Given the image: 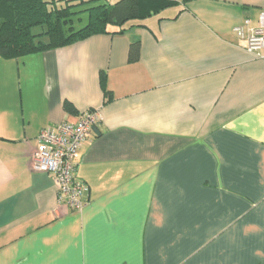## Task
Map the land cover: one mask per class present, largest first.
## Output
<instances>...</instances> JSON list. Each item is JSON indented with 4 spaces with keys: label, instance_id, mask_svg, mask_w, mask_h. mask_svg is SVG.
<instances>
[{
    "label": "crops",
    "instance_id": "crops-1",
    "mask_svg": "<svg viewBox=\"0 0 264 264\" xmlns=\"http://www.w3.org/2000/svg\"><path fill=\"white\" fill-rule=\"evenodd\" d=\"M176 1L124 33L0 55V264H264V58L235 32L264 0ZM92 108L87 203L59 207L38 136Z\"/></svg>",
    "mask_w": 264,
    "mask_h": 264
},
{
    "label": "trees",
    "instance_id": "trees-1",
    "mask_svg": "<svg viewBox=\"0 0 264 264\" xmlns=\"http://www.w3.org/2000/svg\"><path fill=\"white\" fill-rule=\"evenodd\" d=\"M97 0H0V55L19 59L47 49L62 47L84 40L95 34L124 33L134 21L144 19L169 6L176 0H117L114 3L98 2L83 9V3ZM100 1V0H98ZM189 0H182L183 3ZM88 12V22L79 29L73 25V16ZM110 25H115L111 28ZM139 25V24H138ZM41 27L35 32L34 28ZM140 40L131 43L129 60L140 59ZM106 102L111 100L107 88V74L100 76ZM68 112H75V105L64 101Z\"/></svg>",
    "mask_w": 264,
    "mask_h": 264
},
{
    "label": "built area",
    "instance_id": "built-area-1",
    "mask_svg": "<svg viewBox=\"0 0 264 264\" xmlns=\"http://www.w3.org/2000/svg\"><path fill=\"white\" fill-rule=\"evenodd\" d=\"M235 32L247 42L248 50L264 58V13L260 16L258 27L246 31L245 26H239ZM100 120L97 109H87L76 122L62 121L42 129L38 136L32 169L53 175L59 207L81 210L87 203L89 185L76 177V156Z\"/></svg>",
    "mask_w": 264,
    "mask_h": 264
},
{
    "label": "rangeland",
    "instance_id": "rangeland-1",
    "mask_svg": "<svg viewBox=\"0 0 264 264\" xmlns=\"http://www.w3.org/2000/svg\"><path fill=\"white\" fill-rule=\"evenodd\" d=\"M106 2H110V3H114L116 2L117 0H104ZM100 3V2H103V1H91L89 3H83L81 5H79L78 7H76L75 9H83L85 7H88V6H91V5H94L96 3ZM88 22V12L87 11H82V12H79L77 15H74L73 16V25L76 29H79L81 28L82 26H84L86 23ZM111 28L114 27L115 25H110ZM34 31L35 32H39L41 31V27H36L34 28Z\"/></svg>",
    "mask_w": 264,
    "mask_h": 264
}]
</instances>
